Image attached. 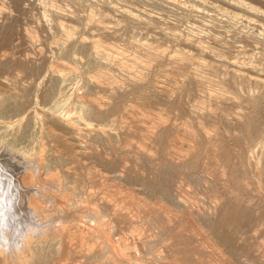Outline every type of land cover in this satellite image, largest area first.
<instances>
[{
  "label": "rangeland",
  "instance_id": "1",
  "mask_svg": "<svg viewBox=\"0 0 264 264\" xmlns=\"http://www.w3.org/2000/svg\"><path fill=\"white\" fill-rule=\"evenodd\" d=\"M117 1L0 0V48L13 40L0 52V92L27 86L38 108L46 70L62 64L75 77L66 108L87 124L81 144L107 153L73 159L79 196L61 205L75 198L83 209L51 228L50 249L59 264H264V81L238 76L230 64L264 79V0ZM74 32L131 57L126 65L140 81L89 63L90 47L75 48L81 62L62 58L57 45ZM35 66L44 74L13 84ZM98 102L102 111L121 107L104 118L87 113ZM103 127L111 143L94 135Z\"/></svg>",
  "mask_w": 264,
  "mask_h": 264
},
{
  "label": "bare ground",
  "instance_id": "2",
  "mask_svg": "<svg viewBox=\"0 0 264 264\" xmlns=\"http://www.w3.org/2000/svg\"><path fill=\"white\" fill-rule=\"evenodd\" d=\"M164 4L166 3L164 2ZM150 6L149 8L151 9ZM110 7L112 10L121 13L123 16L129 18L132 21L143 23V20L139 17V15H137L138 13L135 14L131 10L125 9V7L123 9L117 7L116 5H112ZM137 9H139V7ZM224 10L226 11V9ZM145 13H147V11ZM226 13L227 12H224V15ZM151 14L153 15V13ZM142 16L144 15L142 14ZM2 17L3 15L0 13V19H2ZM212 20L209 21L208 24L212 22ZM61 26L63 29L66 28L63 24ZM155 36L158 37L159 35ZM68 37L69 39H67L65 43H60L57 45V49L59 50L62 58L73 57L75 55L74 50L76 47H90L92 51L88 60L89 63L100 68H106L108 70L116 69L122 74L126 73L133 84H137L140 81L138 75L129 70L128 66L126 65L132 60L131 57L124 55V53L104 48L99 42L93 39L88 40L82 38L77 32L68 34ZM12 44L13 40L10 39L8 43L9 46L2 45L5 47L3 48L1 46L0 52L5 51L6 48H9ZM138 46L142 47L143 44H139ZM74 59L76 62H81L77 56H74ZM230 64L234 69L232 73L241 77H245L256 84H263L264 79L260 78L259 76L247 78L241 71L243 70L242 65L237 61L233 60V62ZM65 69H67V67H63L61 64L58 67H53L46 70L49 80L48 87L43 90L40 95L41 103L39 104L40 106L38 108H33L32 106L33 103L30 100L31 88L22 86L16 90L14 87L11 88V86H9V84L5 81L1 83L2 88L8 87L10 90L14 89V91L6 90L5 94L0 92V240L5 241L8 246L13 249L11 251L0 250V262L2 264H59L61 258L60 255H58L59 253L53 252L50 249L49 232L56 222H60L61 224L62 220L66 221L67 218L71 217V219H73V217L75 215V217H77V215L80 214L79 212H81L83 209L80 204L82 201L79 203L75 198H73V203L65 204V206L61 205V203L64 202L62 201L63 199L73 195L76 197L79 196V194L76 192L78 186L75 182L78 176L76 177V175H74L75 172H72L70 165L71 163L75 162L73 159H76L77 157L89 156L90 158L94 159H102L103 154H107L106 152L100 154L88 152L87 148L81 144V137H83L84 133L83 127H85L87 124L83 118L84 116L81 117L72 115V113L66 108V103L69 101V98H71L73 93L72 87L75 85V77L73 72H67ZM44 72V66H35L30 68L28 71L24 70L22 71V75L17 74V78L16 80H13V84L16 85L21 82V80L29 77L35 76L36 78H39L42 74H44ZM121 90L122 87L119 86L112 88V91L116 93L121 92ZM249 98L254 101H261L260 97H255L253 95H250ZM101 105L103 104L100 102L93 103L87 110H85L91 115L104 118L110 112L117 111L121 107L120 102H117L111 107L112 109L102 111L100 110ZM77 106V109L79 108L83 111V107L81 105L77 103ZM67 134L72 136L69 138L67 137ZM102 134H107L110 138H107L106 140L111 143L113 138L112 131L104 129L103 127L100 131L97 130L96 134L94 135L101 137ZM51 143H55L56 147L51 145ZM73 154L75 156L72 157ZM66 155L67 158H65ZM55 169L63 170V175L57 177L52 176L50 173ZM85 211L87 212L88 210ZM91 215H88V217L92 218ZM94 216L95 224L97 226L105 225V220L102 215L94 214ZM53 229L55 230V227ZM54 230L53 232L58 229L55 231ZM62 230L66 231V228L63 226ZM21 234L25 235L26 239L24 241L23 247L19 251H16L15 245L17 243V238ZM100 236L101 235H99V238ZM52 254H56V257H53Z\"/></svg>",
  "mask_w": 264,
  "mask_h": 264
},
{
  "label": "clouds",
  "instance_id": "3",
  "mask_svg": "<svg viewBox=\"0 0 264 264\" xmlns=\"http://www.w3.org/2000/svg\"><path fill=\"white\" fill-rule=\"evenodd\" d=\"M25 239H26V236L23 235V234L18 236L17 243L15 245V250L16 251H19L23 247ZM0 250H2V251H11L13 249L11 247H9L8 244L5 241L0 240Z\"/></svg>",
  "mask_w": 264,
  "mask_h": 264
}]
</instances>
